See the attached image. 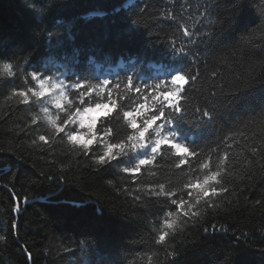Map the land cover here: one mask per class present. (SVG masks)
<instances>
[{"label": "trees", "instance_id": "1", "mask_svg": "<svg viewBox=\"0 0 264 264\" xmlns=\"http://www.w3.org/2000/svg\"><path fill=\"white\" fill-rule=\"evenodd\" d=\"M125 1L30 0L29 8L0 0V58H21L15 76L0 78V235L6 238L0 264H151L148 257L162 248L153 228L172 232L165 241L183 249L168 264H264V40L253 29L227 43L258 21L254 0L239 6L223 35L219 21L233 0H135L122 7ZM206 3L213 6L207 13ZM120 57L134 61L110 72ZM31 71L61 76L81 109L88 106L80 104L81 94L107 103L111 92L117 103L98 117L100 137L101 125L110 127L121 110L145 105L148 119L163 108L154 125L176 134L187 152L163 145L152 163L131 171L138 154L113 134L108 142L125 143L127 154L97 164L106 150L102 139L76 154L64 132L53 138L38 118L43 101L31 94ZM175 72L186 83L170 106L161 94L172 90ZM128 78L140 92L126 87ZM97 85L105 89L99 97ZM213 173L209 195L201 198L193 185ZM174 219L186 223L166 229Z\"/></svg>", "mask_w": 264, "mask_h": 264}, {"label": "clouds", "instance_id": "2", "mask_svg": "<svg viewBox=\"0 0 264 264\" xmlns=\"http://www.w3.org/2000/svg\"><path fill=\"white\" fill-rule=\"evenodd\" d=\"M23 3L27 4L29 8H34L35 5H33L30 0H22ZM56 0H49V4L55 3ZM245 0H233L232 4H229L228 10H226L225 15L220 19L219 21V31L220 34L223 35L225 32H227L231 27L232 23L234 22L235 18L239 14V6L244 4ZM264 0H254L252 3V7L254 8L256 14L258 15L259 19L256 23L249 25L246 30L242 31L238 36L231 41L227 43H231L235 41L239 37H244L248 33H251L253 29H256L258 31L259 37L264 40V15L261 14V10L264 9ZM220 35V36H221ZM219 37V36H218ZM20 57H3L0 58V65L3 64H10L12 66L11 68V73L5 72L3 70H0V78L3 77H12L16 75V72L13 71L14 68L17 70H20ZM39 73V75H38ZM27 75L31 76V79L34 81L38 82L39 90L34 92L33 95L37 98L40 97H45L44 104L41 105L40 107V112L37 113L38 118L44 122V124L48 127L49 129V134L53 135L59 132L58 129H63L64 135L67 137V142L73 146V148L77 149L76 154H79L80 150H83L85 152L88 151L89 146L93 143V141L102 139L104 143V147L106 151L109 152H114L115 155H112L111 159H114L115 156H119L121 153L127 154L125 151L126 145L123 142H118V143H109L108 142V137L110 135H117V136H124L126 140L129 142L130 148L132 151H136L138 149H145L148 147V145H152L151 147V154L145 155L144 159H148L153 152V147L159 143V137L161 136H169L172 137L173 140L176 136V134L172 132H168L167 134H164V132L160 128H155L152 129V131L155 133V136L157 139L154 141L152 139H149L147 144L145 143V138L143 140L139 139L137 137V133L146 125L147 120L149 119H144L143 125L140 127L133 128L132 125V117H129L126 115L127 111H123L122 117L118 114L116 116L115 121H112L110 127H104L103 124L101 125V130L104 133L103 137H100V131L95 130L96 129V124L92 122H85V118L80 115V113L83 112V108L81 109L79 105L75 103L74 100L69 99V86L65 85L64 82L57 81L56 78L53 75H45L42 72H36V71H31L27 73ZM40 75H43V79H40ZM181 75L177 74L173 76V82H175L176 78ZM78 85H72L71 88H76ZM91 87V86H90ZM96 95L99 97L100 96V91L97 88L96 89ZM23 97V95H21ZM243 97H237L236 98V103H239L240 99ZM25 99H27L25 97ZM103 98L101 97V100ZM80 104H83V94L80 95L79 97ZM88 106L87 107H95L97 103H103V102H94L91 98L89 97L88 100ZM229 103H232V101H229ZM45 105H52L54 108L57 110V114L53 115L52 112H50L49 107ZM75 108V111L73 109ZM77 109L80 110V112H77ZM163 111V109H160ZM177 112H179V109H177ZM60 113H64L66 118L61 117ZM144 115H141L139 117H143ZM36 117L33 118L35 121ZM137 121V117L135 118ZM119 121V123H117ZM170 123V122H169ZM63 124H70V125H76L77 127L75 129L69 127L68 131H64V128L61 126ZM115 128V133H113L112 129ZM131 129L132 134H128L127 130ZM41 136V135H40ZM39 136V141L40 140ZM44 136V135H43ZM34 143H38V141H34ZM175 145L177 143H171V147L175 148ZM105 151V152H106ZM104 152V154H105ZM158 153V152H157ZM156 154V153H155ZM100 158V157H99ZM98 158V159H99ZM143 160V159H140ZM139 160V162H140ZM97 161V160H96ZM223 161H221V164ZM201 167L206 168L204 165H201ZM49 181L54 180V178L49 177ZM216 178H214L212 175H205L203 182L199 183L200 188L197 189V195H201L205 191V186L211 187L209 184V181H215ZM58 183H65L63 179L57 181ZM177 183H182L181 180H177ZM176 191H179V187L175 189ZM173 204H175V201H172ZM169 215H172L171 213ZM179 219V218H177ZM177 219H174L176 229L175 230H180L181 225L183 223H186L182 220H180L179 223H177ZM168 222H165V227L166 229H173L172 227L168 226ZM153 232H155L157 235L153 237V241L155 245H161L162 248L159 250H156L153 252L152 256L148 257L149 261H151V264H165V262H168L179 255V253L183 250H177L174 246L168 244L166 241L161 242L159 237L161 235L171 237L172 232L170 231H163L161 233V230L159 228H153ZM5 236L0 235V242L5 241ZM140 256V253H137V257ZM161 257H163V260H161ZM124 264H134L132 260H126Z\"/></svg>", "mask_w": 264, "mask_h": 264}, {"label": "snow or ice", "instance_id": "3", "mask_svg": "<svg viewBox=\"0 0 264 264\" xmlns=\"http://www.w3.org/2000/svg\"><path fill=\"white\" fill-rule=\"evenodd\" d=\"M213 6L211 3H206L205 5V9H206V13H207V10L208 9H211ZM261 14L264 15V9L261 10ZM133 23L134 24H138V20H133ZM185 35H188V33L186 32ZM11 68L12 66L10 64H3V65H0V69H2L3 71L5 72H9V74L11 73ZM193 79H195V77H193ZM185 82V77L183 75L179 76L176 78L175 82L173 83H178V84H183ZM109 82L107 80L104 81V84L107 85ZM78 85V84H77ZM79 87V85H78ZM126 87H128L129 90H131L133 87L136 88V91L137 92H140V88L139 87H136L133 80L131 78H128V82H127V85ZM95 89H99L100 93H103L105 91L104 87L102 86H94ZM117 88H119V85H117ZM20 95H23L24 96V93H20ZM109 100L107 103H97L95 107H84L83 108V112L80 113L81 116H83L85 118V122H92V123H95L97 121V118L99 116H107L109 114V112H111L113 110V108L116 107V101L115 100H112L110 99L111 97V92H109ZM163 96V100L164 101H167L170 105L172 104V97H175L177 95L176 92H169V93H162L161 94ZM236 98V97H234ZM88 101H86L83 97V104L84 103H87ZM262 104H264V102H262ZM111 105V107H110ZM143 109V111L141 110ZM160 109H163V108H160ZM159 109V114H154L153 116H151L147 122H146V125L137 133V137L141 140H143L145 137H146V134L149 133V129H151L153 127V125L156 123V121L158 119H160V115H162L164 113V109L163 111H161ZM179 109V108H177ZM147 111V108L145 105H140V107L134 109L133 111H127L126 112V115L129 116V117H132V127L133 128H136L138 125H137V121H136V117L138 116H141V115H144V113ZM77 112H80L79 109H77ZM203 116H209V112L208 111H204L203 112ZM35 122V121H34ZM162 130V128H160ZM59 132H63V129H58ZM40 140L41 141H45V136L41 135L40 136ZM172 143V141L169 139V136L165 135V136H161L159 137V143H157L154 147H153V152L148 159H143V160H140L139 164L136 166L135 169H132L131 171H138L139 170V167L141 165H145V164H150L152 163V161L155 159V153H157L160 149H161V145L162 144H170ZM176 149L178 151H183V152H187V149L183 147V145L181 144H177L175 145ZM112 155L113 153L112 152H109V151H106L105 154L103 156H101L99 159H97L96 163L97 164H105L107 162V160L105 158H108V159H111L112 158ZM147 155V154H145ZM181 163H183V161H181ZM204 166L207 168L208 165L207 164H204ZM124 171H130V169H127L125 168ZM212 176L214 178H216L217 174L216 173H213ZM111 183V182H109ZM163 186L161 185V188ZM193 187H195L196 189H199L200 188V185L199 184H196V185H193ZM209 187L205 186V191L203 194H201V198L205 197V196H208L209 195ZM216 192H215V188H212V195H215ZM175 201V200H173ZM176 203V201H175ZM182 205L184 204L183 201H181ZM198 203V201H197ZM259 203V201L257 202ZM186 207H191V206H188V205H185ZM185 215H188V212H185ZM192 216L193 217H199L200 216V212H193L192 213ZM175 221H172L168 224L169 227H172L174 225ZM205 231H207V229H205ZM160 241L161 242H164L166 240V236L164 235H161L159 237Z\"/></svg>", "mask_w": 264, "mask_h": 264}, {"label": "rangeland", "instance_id": "4", "mask_svg": "<svg viewBox=\"0 0 264 264\" xmlns=\"http://www.w3.org/2000/svg\"><path fill=\"white\" fill-rule=\"evenodd\" d=\"M55 78H56V80L57 81H61L62 79L60 78V76H54ZM40 79H43V77H40ZM173 82V81H172ZM184 84V83H183ZM183 84H178V83H173V85H172V90L170 91V92H176L177 93V91L179 90V88L183 85ZM39 90V86H38V82L36 81V88L35 89H33L32 91H31V94L33 95V93L34 92H36V91H38ZM166 93H169V92H166ZM24 96H25V93H24ZM34 96V95H33ZM40 99L43 101V104H44V100H45V97H40ZM172 99V104L170 105L167 101H166V104L167 105H170V106H172V105H174V103H175V100H176V96L175 97H172L171 98ZM45 106H47V107H49V110H50V112H52V110L53 109H55L54 108V106H52V105H45ZM142 111H143V109H141ZM138 119H140V120H143L144 121V116L143 117H137ZM98 119V118H97ZM139 124V121H137V125ZM155 128H163L162 127V125L161 124H158V125H153V127L151 128V129H155ZM151 129H149V130H151ZM149 139H152L153 141L155 140V139H157V137L155 136V133L153 132V131H151V136L149 137L148 136V134H146V137H145V143L147 144V142H148V140ZM170 139V138H169ZM171 140V139H170ZM93 143H94V141H93ZM172 143H174V142H172ZM162 145H165V144H162ZM166 145H171V143L170 144H166ZM151 147H152V145H148V147L147 148H145V149H138V150H136L135 152H138L139 153V155H138V157H137V159H136V163H135V165L137 166L138 164H139V160L140 159H144L145 158V154H151ZM129 148H130V146H129ZM131 149V148H130ZM174 150H175V152L176 153H178V154H183L184 152L183 151H178L177 149H175V148H173ZM106 151V150H105ZM114 151H116V150H114ZM113 155H114V152H113ZM153 155V154H152ZM105 159H108V158H105Z\"/></svg>", "mask_w": 264, "mask_h": 264}]
</instances>
